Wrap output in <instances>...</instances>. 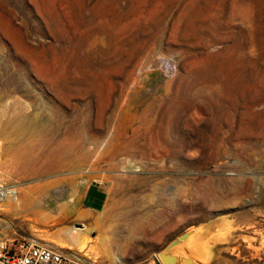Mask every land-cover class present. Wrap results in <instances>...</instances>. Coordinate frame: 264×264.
Masks as SVG:
<instances>
[{
  "label": "rangeland",
  "instance_id": "obj_1",
  "mask_svg": "<svg viewBox=\"0 0 264 264\" xmlns=\"http://www.w3.org/2000/svg\"><path fill=\"white\" fill-rule=\"evenodd\" d=\"M158 55L174 56L178 72L151 67ZM101 94L112 100L96 120ZM263 95L264 0H0V184L28 203L11 212L10 195L0 202V244L32 239L84 264H162L159 251L197 226L204 248L186 251L201 264H264V131L247 128ZM169 102L180 157L151 140L143 117ZM86 111L87 150L54 154V139L68 138L51 129L57 112ZM93 182L107 193L101 209L84 202ZM91 212L119 233L102 243Z\"/></svg>",
  "mask_w": 264,
  "mask_h": 264
},
{
  "label": "bare ground",
  "instance_id": "obj_2",
  "mask_svg": "<svg viewBox=\"0 0 264 264\" xmlns=\"http://www.w3.org/2000/svg\"><path fill=\"white\" fill-rule=\"evenodd\" d=\"M60 100L62 102H64L65 104L69 105L71 108H76L77 110H79V108L76 107V104L72 103V94L71 93H60L57 95ZM26 98V97H25ZM90 98V97H89ZM232 98V97H231ZM234 98V97H233ZM262 98H264V95L262 96ZM56 99V98H55ZM95 101L97 103V113L95 115L96 120H102V117L105 114V110L102 108V104L107 102L109 103L112 100V97L108 94H101V95H96L94 97H92L91 102ZM133 100V99H132ZM57 101V100H55ZM125 101V100H124ZM128 101V100H127ZM194 101V100H193ZM202 101V100H201ZM36 104L38 105H43L45 104L43 100L40 99H36L35 100ZM47 102V101H46ZM58 102V101H57ZM167 102V101H165ZM49 104V103H48ZM167 104V103H166ZM164 106V105H163ZM161 104V107H163ZM64 107V106H63ZM106 107V106H104ZM89 109L88 111H90V105L89 103H86V107L85 109ZM173 108V103L169 102L168 106L163 107L161 109H159V111H154L151 114L144 113L145 115L143 116L145 121H147V125H146V129L148 130V133L151 134V140L153 142L158 143H162L167 147V150L171 151L172 154L178 155L180 157V154L182 153V149H175V144L179 143V141L181 142V138H177V139H171V131H173V128L170 127V113L171 110ZM81 109V108H80ZM17 110V109H16ZM48 110V109H47ZM52 111V110H51ZM84 115H80L76 114L74 116H72L70 119H65L63 117V113L62 112H57L55 118L56 120L53 121V125L51 127V129L53 131H59L61 129H63V132H66V134L68 135V138H62V139H54V143L52 144V152L56 155H66V154H70V153H74V152H84L87 149V144L89 141L90 137V132H93V130H95L93 127H91V122L89 117L87 116V112ZM41 112V111H40ZM90 113V112H89ZM15 114V113H14ZM44 114V113H43ZM46 114V113H45ZM227 113H225L224 111L222 112V114H219L218 119H220L219 121L222 120L223 116H225ZM250 119H249V124L247 126V128L249 130H257V129H261L264 131V109L261 111H251L248 112ZM47 119V118H46ZM14 120V118H13ZM54 120V119H53ZM156 121V122H155ZM155 122V123H154ZM222 122V121H221ZM69 123V124H67ZM246 127V126H245ZM45 128V127H44ZM205 130V129H204ZM45 131V130H44ZM89 132V133H88ZM175 132H177V129H175ZM233 132V131H232ZM241 132V131H240ZM225 134V133H224ZM48 134H46L47 136ZM247 135V134H246ZM40 136V135H39ZM42 137V138H45ZM58 136V135H57ZM61 136V135H60ZM207 136V135H206ZM242 136V135H241ZM53 137V136H52ZM240 138V136H238ZM251 137V136H250ZM249 137V138H250ZM40 138V137H39ZM239 140V139H238ZM226 141V140H224ZM101 141L98 139L96 141V143H94L95 147L99 146V143ZM183 142V140H182ZM228 142V141H227ZM105 143V142H104ZM109 143V142H108ZM111 143V141H110ZM212 144V142H211ZM224 144V143H223ZM182 145V144H181ZM244 145V144H243ZM157 146V145H155ZM210 146V144H209ZM114 148V146H112ZM120 147V146H119ZM214 147V145H213ZM242 147V146H241ZM240 147V148H241ZM102 148V147H101ZM239 148V147H238ZM120 149V148H119ZM160 149V148H158ZM163 149V148H162ZM111 150V149H110ZM113 150V149H112ZM118 150V149H117ZM124 150V149H123ZM178 150V152H177ZM228 150V149H227ZM163 151V150H162ZM175 151V153H174ZM236 151V150H235ZM249 151V150H248ZM124 152V151H123ZM157 152V151H155ZM164 152V151H163ZM177 152V154H176ZM117 153V152H116ZM93 154V153H92ZM97 154V153H96ZM90 155V154H89ZM108 155V153H107ZM115 155V154H114ZM122 155V154H121ZM166 155V153H165ZM105 156V155H104ZM159 156V155H156ZM167 156V155H166ZM75 157V155H74ZM101 157V156H100ZM111 157V156H110ZM162 157H165L164 155ZM182 157V156H181ZM99 158V157H98ZM263 158V157H262ZM78 159V158H77ZM81 159V158H80ZM100 159V158H99ZM115 159V158H114ZM113 159V160H114ZM160 159V158H159ZM162 159V158H161ZM65 160V159H64ZM93 160V158H92ZM166 160V159H165ZM109 161H112V159H110ZM76 162V161H75ZM82 162V161H81ZM73 163V162H72ZM92 163V162H91ZM26 164V163H25ZM75 164V163H74ZM91 165V164H90ZM82 166V165H81ZM98 166V165H97ZM24 167V166H23ZM31 167V166H30ZM113 167V166H112ZM53 168V167H52ZM65 168V167H64ZM92 169V168H91ZM246 169V168H245ZM57 170V169H56ZM25 171V170H24ZM28 172V171H27ZM33 172V171H32ZM31 172V173H32ZM30 173V174H31ZM27 174V173H26ZM81 174V173H80ZM35 175V174H34ZM86 175V174H85ZM78 177V176H77ZM83 177H85L83 175ZM48 181V180H47ZM46 182V181H45ZM75 182V181H74ZM238 182V181H237ZM38 183V182H37ZM70 183V182H69ZM264 183V182H262ZM40 184V183H39ZM220 184V183H219ZM222 184V183H221ZM225 184V183H224ZM236 184V183H235ZM238 184V183H237ZM42 185V184H41ZM229 185V184H228ZM73 186V185H72ZM223 187L225 185H222ZM37 187V186H36ZM221 187V186H220ZM227 188H229L228 186H226ZM26 190H32L34 188V185H28L24 187ZM226 188V190H227ZM25 189H23L25 191ZM221 189V188H220ZM58 190V189H57ZM222 190V189H221ZM61 191V189H60ZM31 193V192H29ZM35 194L37 192H34ZM33 193V194H34ZM43 194V193H42ZM25 197L21 196L18 194L17 190L11 189L10 192V200H9V204L6 205L5 210L7 211H11L13 210L14 206H17L21 209H24L27 206V202L24 199ZM28 198V197H27ZM28 200V199H27ZM41 201V200H40ZM35 202V201H34ZM263 203V202H262ZM64 206V205H63ZM68 206V205H67ZM2 207V206H1ZM61 207V206H60ZM72 207V206H71ZM18 209V208H17ZM107 210V209H106ZM104 211V210H103ZM12 212V211H11ZM23 212V211H22ZM59 212V211H58ZM64 212V211H62ZM69 212V211H68ZM76 212V211H75ZM93 212V211H92ZM90 213L92 215L93 218V225L95 227L98 228L99 232H100V236H101V242L105 243V239L111 234V235H117L119 233V229L117 227H112L113 226V222L110 221L109 223V215H107L106 213L104 214H96V213ZM77 213V212H76ZM23 214V213H21ZM36 214V213H35ZM20 215V214H19ZM46 215V214H45ZM60 215V214H59ZM69 215V214H68ZM71 215V214H70ZM30 217V216H29ZM41 217V216H40ZM44 217V216H43ZM45 218V217H44ZM89 218V217H88ZM75 219V218H74ZM87 219V218H86ZM40 220V219H38ZM48 222V221H47ZM92 223V221H90ZM43 224V223H42ZM45 224V223H44ZM91 227V226H90ZM94 227V228H95ZM89 229V228H88ZM66 230V229H65ZM64 230V231H65ZM69 230V229H68ZM92 230V229H91ZM67 231V230H66ZM65 231V232H66ZM68 232V231H67ZM89 232V231H88ZM79 233H82V231H80ZM84 233V232H83ZM124 233V232H123ZM122 233V234H123ZM86 234V233H85ZM68 235V233H67ZM78 236V235H77ZM76 236V237H77ZM80 236V235H79ZM68 237V236H67ZM80 238V237H79ZM70 239V238H69ZM75 242V241H74ZM100 242V241H99ZM82 243V246H84ZM99 246V245H98ZM100 247V246H99ZM95 248V247H94ZM98 248V247H97ZM96 250V249H95ZM98 250V249H97ZM102 250H105L102 248ZM95 254V252H93ZM97 253H100L97 251ZM103 253V251L101 252ZM108 255H110V252H107ZM100 255V254H99ZM96 256V255H95ZM104 256V253H103Z\"/></svg>",
  "mask_w": 264,
  "mask_h": 264
},
{
  "label": "built area",
  "instance_id": "obj_3",
  "mask_svg": "<svg viewBox=\"0 0 264 264\" xmlns=\"http://www.w3.org/2000/svg\"><path fill=\"white\" fill-rule=\"evenodd\" d=\"M163 76L171 77L179 70L178 60L170 55H158L151 63ZM11 188L0 184V202L10 195ZM0 264H84L80 257L71 251L56 246L39 243L32 239L12 244H0Z\"/></svg>",
  "mask_w": 264,
  "mask_h": 264
},
{
  "label": "water",
  "instance_id": "obj_4",
  "mask_svg": "<svg viewBox=\"0 0 264 264\" xmlns=\"http://www.w3.org/2000/svg\"><path fill=\"white\" fill-rule=\"evenodd\" d=\"M107 193L99 188L98 182H93L87 191L84 202L96 209L103 207ZM200 227L194 226L172 239L162 250L158 257L162 264H201L193 255L186 251V247L193 244L192 248L200 251L203 247ZM204 248V247H203Z\"/></svg>",
  "mask_w": 264,
  "mask_h": 264
},
{
  "label": "crops",
  "instance_id": "obj_5",
  "mask_svg": "<svg viewBox=\"0 0 264 264\" xmlns=\"http://www.w3.org/2000/svg\"><path fill=\"white\" fill-rule=\"evenodd\" d=\"M178 64H179V61H178ZM180 66V65H179ZM156 70H158V69H156ZM159 71V70H158ZM160 72V71H159ZM161 73V72H160ZM162 74V73H161ZM156 77H159V74L158 73H155V78ZM100 188V187H99ZM101 189V188H100ZM53 246H56V245H53ZM74 253V252H73ZM76 254V253H75ZM77 255V254H76ZM81 259V258H80ZM82 260V259H81ZM88 264H92L91 262H89V261H86Z\"/></svg>",
  "mask_w": 264,
  "mask_h": 264
},
{
  "label": "flooded vegetation",
  "instance_id": "obj_6",
  "mask_svg": "<svg viewBox=\"0 0 264 264\" xmlns=\"http://www.w3.org/2000/svg\"><path fill=\"white\" fill-rule=\"evenodd\" d=\"M87 195V194H86ZM86 197V196H85Z\"/></svg>",
  "mask_w": 264,
  "mask_h": 264
}]
</instances>
